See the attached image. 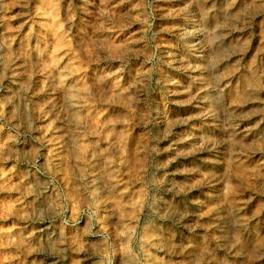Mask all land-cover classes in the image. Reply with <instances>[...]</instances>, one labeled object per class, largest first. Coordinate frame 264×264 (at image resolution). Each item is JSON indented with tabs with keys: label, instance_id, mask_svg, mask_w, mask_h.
Wrapping results in <instances>:
<instances>
[{
	"label": "rangeland",
	"instance_id": "rangeland-1",
	"mask_svg": "<svg viewBox=\"0 0 264 264\" xmlns=\"http://www.w3.org/2000/svg\"><path fill=\"white\" fill-rule=\"evenodd\" d=\"M0 264H264V0H0Z\"/></svg>",
	"mask_w": 264,
	"mask_h": 264
},
{
	"label": "bare ground",
	"instance_id": "bare-ground-1",
	"mask_svg": "<svg viewBox=\"0 0 264 264\" xmlns=\"http://www.w3.org/2000/svg\"><path fill=\"white\" fill-rule=\"evenodd\" d=\"M176 2V1H175ZM234 10V9H233ZM257 10H259V9H257ZM259 16V15H258ZM260 17V16H259ZM245 20H248V19H245ZM204 22V21H203ZM227 40V39H226ZM249 50V49H248ZM231 58V57H230ZM228 63V62H227ZM262 63V62H261ZM221 64V63H220ZM225 66V65H224ZM217 67V66H216ZM221 68V67H220ZM219 68V69H220ZM216 71V70H215ZM241 72V71H240ZM239 75V74H238ZM233 76V75H232ZM246 77V76H245ZM236 79V78H235ZM263 79V78H262ZM231 80V79H230ZM223 81V80H222ZM226 81V80H225ZM235 81V80H234ZM221 82V81H220ZM263 82V81H262ZM200 85V84H199ZM230 85V84H229ZM219 88V87H218ZM224 89V88H223ZM241 90V89H240ZM261 91V90H260ZM262 92V91H261ZM199 94V93H198ZM221 94V93H220ZM203 95V94H202ZM259 95V94H258ZM257 96V95H256ZM262 96V95H261ZM214 104H216V102L214 103ZM219 104V103H218ZM250 104V103H249ZM262 104V103H261ZM248 105V104H247ZM232 106V105H231ZM257 106V105H256ZM190 107V106H189ZM239 107V106H238ZM254 107V106H253ZM199 108V107H198ZM202 109V108H201ZM227 109H229V108H227ZM236 109V108H235ZM171 110V109H170ZM241 110V109H240ZM233 112V111H232ZM240 113V112H239ZM213 115V114H212ZM258 116V115H257ZM263 116V115H262ZM252 118H254V117H252ZM219 120V119H218ZM228 121V120H227ZM235 121H236V119H235ZM233 122V121H232ZM227 124V123H226ZM260 124V123H259ZM247 125H249V124H247ZM236 131V130H235ZM229 132V131H228ZM240 132V131H239ZM250 132V131H249ZM231 134V133H230ZM233 140V139H232ZM241 140V139H240ZM242 141V140H241ZM190 143V142H189ZM225 145V144H224ZM209 151V150H208ZM209 153H211L210 151H209ZM251 154V153H250ZM215 156V155H214ZM257 157V156H256ZM213 158V157H212ZM262 164V163H261ZM215 209V208H214ZM215 212V211H214ZM263 214V213H262ZM226 235V234H225ZM223 236V235H222ZM224 239V238H223ZM254 244V243H253ZM240 253V252H239Z\"/></svg>",
	"mask_w": 264,
	"mask_h": 264
}]
</instances>
